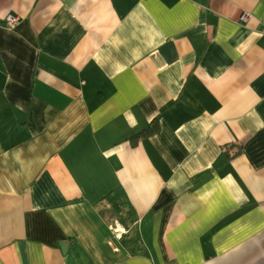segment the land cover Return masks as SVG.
Here are the masks:
<instances>
[{"label": "crops", "instance_id": "crops-1", "mask_svg": "<svg viewBox=\"0 0 264 264\" xmlns=\"http://www.w3.org/2000/svg\"><path fill=\"white\" fill-rule=\"evenodd\" d=\"M168 261L264 264V0H0V264Z\"/></svg>", "mask_w": 264, "mask_h": 264}, {"label": "built area", "instance_id": "built-area-1", "mask_svg": "<svg viewBox=\"0 0 264 264\" xmlns=\"http://www.w3.org/2000/svg\"><path fill=\"white\" fill-rule=\"evenodd\" d=\"M251 18V15L249 13H241V15L239 16V21L241 23H246L249 19ZM4 21H5V27L7 29H13L19 22V17L17 15L8 13L5 15L4 17ZM117 236H119L117 234ZM163 264H178L174 261H168L166 263Z\"/></svg>", "mask_w": 264, "mask_h": 264}, {"label": "trees", "instance_id": "trees-1", "mask_svg": "<svg viewBox=\"0 0 264 264\" xmlns=\"http://www.w3.org/2000/svg\"><path fill=\"white\" fill-rule=\"evenodd\" d=\"M149 132H151L149 129H144L141 132H139L135 137L137 138L139 135H145L148 134Z\"/></svg>", "mask_w": 264, "mask_h": 264}, {"label": "water", "instance_id": "water-1", "mask_svg": "<svg viewBox=\"0 0 264 264\" xmlns=\"http://www.w3.org/2000/svg\"><path fill=\"white\" fill-rule=\"evenodd\" d=\"M61 249L64 251L65 250V244L64 243H60Z\"/></svg>", "mask_w": 264, "mask_h": 264}]
</instances>
